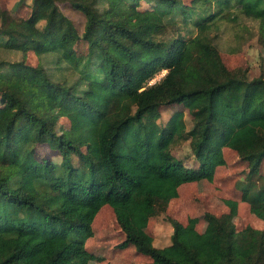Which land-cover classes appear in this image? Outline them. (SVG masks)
Wrapping results in <instances>:
<instances>
[{
  "label": "trees",
  "instance_id": "16d2710c",
  "mask_svg": "<svg viewBox=\"0 0 264 264\" xmlns=\"http://www.w3.org/2000/svg\"><path fill=\"white\" fill-rule=\"evenodd\" d=\"M60 3L84 15L81 33ZM30 8L20 18L0 5V264H88L85 240L105 204L125 236L119 247L148 255L145 264H264V229L237 230L235 200H224L225 213L205 212L203 231L169 218L162 247L141 226L144 215L165 212L179 185L211 180L223 147L249 162L236 188L264 220V71L228 68L216 43L249 19L264 50V0H31ZM173 104L195 113L186 131L195 167L171 152L183 111L165 124L144 119ZM43 145L59 159L39 155Z\"/></svg>",
  "mask_w": 264,
  "mask_h": 264
},
{
  "label": "rangeland",
  "instance_id": "374dc122",
  "mask_svg": "<svg viewBox=\"0 0 264 264\" xmlns=\"http://www.w3.org/2000/svg\"><path fill=\"white\" fill-rule=\"evenodd\" d=\"M184 4H190L191 0H183ZM31 0H0L1 7L12 10L13 14L20 18H26L30 14ZM61 11L67 15L81 33L84 25V15L73 9L68 3L58 4ZM154 3L141 2L142 7H153ZM227 29V28H226ZM258 23L255 20L246 19L238 23L237 37L233 32L219 35L216 43L219 46L224 62L230 69L241 67L248 70L250 77L259 75L264 71V50L257 40ZM233 30V29H232ZM27 63L36 65L39 61L33 51L27 52ZM165 70L152 78L149 84L158 81ZM1 105V102H0ZM175 111H183L186 128L178 132L171 152L175 158L181 159L188 167L197 166L194 154L191 151L190 139L186 134L195 122L193 110L182 104H173L161 107L159 113L148 112L144 119L153 118L160 124H165ZM58 125L65 130L69 127V120L60 117ZM38 154L47 155L55 160L59 159L56 151L50 150L46 145L39 146ZM224 162L215 168L211 180L201 179L186 182L177 188V196L170 199L164 213L157 216L144 215L141 218V226L152 235L154 244L158 247L170 243L173 227L170 219L183 224L192 221L197 230L203 231L206 226L204 213L210 212L220 215L228 211L225 199L237 202V212L233 222L237 230L250 225L257 229H264V220L251 212L249 204L240 199V191L236 188V182L247 181L246 175L250 169L248 161L240 160L237 153L228 147L222 148ZM258 185H264V159L259 169ZM92 235L85 240V249L94 255L88 264H145L151 259L148 255L136 251L129 245L119 247L124 240V233L116 222L115 214L111 206H102L95 214L91 223Z\"/></svg>",
  "mask_w": 264,
  "mask_h": 264
},
{
  "label": "crops",
  "instance_id": "0c3cea01",
  "mask_svg": "<svg viewBox=\"0 0 264 264\" xmlns=\"http://www.w3.org/2000/svg\"><path fill=\"white\" fill-rule=\"evenodd\" d=\"M234 151V150H233ZM105 205H107V204H105ZM104 206V205H103Z\"/></svg>",
  "mask_w": 264,
  "mask_h": 264
}]
</instances>
